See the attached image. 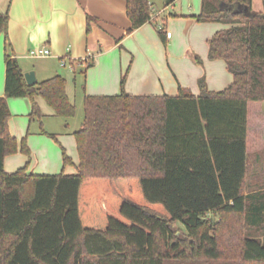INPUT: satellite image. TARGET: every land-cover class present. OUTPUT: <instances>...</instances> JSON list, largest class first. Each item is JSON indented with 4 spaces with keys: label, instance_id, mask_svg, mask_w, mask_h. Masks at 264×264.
Masks as SVG:
<instances>
[{
    "label": "trees",
    "instance_id": "16d2710c",
    "mask_svg": "<svg viewBox=\"0 0 264 264\" xmlns=\"http://www.w3.org/2000/svg\"><path fill=\"white\" fill-rule=\"evenodd\" d=\"M152 7L127 0L129 32L152 20ZM196 17L231 24L209 41V58L234 75L226 89L211 91L201 77L199 95L181 85L174 96L133 95L124 78L118 94L86 95L77 173L38 174L4 168L6 156L31 154L27 139L10 133L8 98L29 97L30 119L41 124L38 96L63 118L76 105L63 75L28 84L9 40V9L0 12V264H264V190L246 192L251 111L264 120V11L253 0H202ZM63 160L72 161L65 149Z\"/></svg>",
    "mask_w": 264,
    "mask_h": 264
},
{
    "label": "crops",
    "instance_id": "0c3cea01",
    "mask_svg": "<svg viewBox=\"0 0 264 264\" xmlns=\"http://www.w3.org/2000/svg\"><path fill=\"white\" fill-rule=\"evenodd\" d=\"M126 6L127 0H0V12L9 9L8 36L23 73L34 71L37 82L63 75L67 94L76 107L78 102L84 105L86 95L120 93L124 78L125 91L133 95L174 96L180 85L199 95L201 77L211 91H222L233 82L226 61L209 58L210 39L231 24L199 21L196 16L202 0H175L171 4L153 0L152 20L132 32L128 31L132 21ZM88 14L94 17L90 32ZM42 46L50 49V55H30L32 49ZM5 48L6 35L2 33L0 96L6 93ZM62 58L67 62L64 66ZM36 100L44 114L43 125H52V120L47 123L46 119L55 115L54 109L43 97ZM8 104L10 133L19 142L26 138L31 154L6 156V172L27 166L28 172L38 174L77 173L80 157L74 133L81 126L70 128L67 123L58 130L53 126L52 130L33 127L36 120L30 119L29 97H9ZM57 122L54 119L53 123ZM258 128L264 136V122ZM50 134L57 136L59 145ZM63 149L72 160L67 165ZM260 189L264 190V149L258 150Z\"/></svg>",
    "mask_w": 264,
    "mask_h": 264
},
{
    "label": "rangeland",
    "instance_id": "374dc122",
    "mask_svg": "<svg viewBox=\"0 0 264 264\" xmlns=\"http://www.w3.org/2000/svg\"><path fill=\"white\" fill-rule=\"evenodd\" d=\"M253 9L255 11H264L263 0H253ZM84 115H85L84 105L83 103L78 102L77 107H76V114L74 117L67 119L68 122H66L65 118L59 117L57 115H54V116L52 115V117H49L48 119H46L47 123H49L52 120V125L45 124L46 126H44L43 122L41 124L38 120L34 121L32 124H33V127L40 125L42 129H47V130H52V126L55 130L64 128L67 123L69 124L70 128H79L81 124L83 123ZM54 119H57L59 121V124L61 123L62 124L59 125L58 122L53 123ZM262 122H264V120ZM262 122L258 124V110L255 109L251 111L250 124H249V151L250 152L248 155V176H247V181H246V192L258 190V127ZM50 135H51L50 137L54 139L53 141L57 142L56 138H54L52 134ZM55 137L57 136L55 135ZM57 143L59 145V142ZM57 148H59V146H57ZM174 227L178 229L181 234L185 232V227L180 222L175 223ZM168 264H178V263L175 261H170Z\"/></svg>",
    "mask_w": 264,
    "mask_h": 264
},
{
    "label": "built area",
    "instance_id": "2783aa9c",
    "mask_svg": "<svg viewBox=\"0 0 264 264\" xmlns=\"http://www.w3.org/2000/svg\"><path fill=\"white\" fill-rule=\"evenodd\" d=\"M171 36V32L167 31V37ZM51 51L48 47L42 46L34 48L30 51V55L34 57H41V56H47L50 55ZM61 64L64 66L67 64L65 58H62Z\"/></svg>",
    "mask_w": 264,
    "mask_h": 264
},
{
    "label": "water",
    "instance_id": "95a60500",
    "mask_svg": "<svg viewBox=\"0 0 264 264\" xmlns=\"http://www.w3.org/2000/svg\"><path fill=\"white\" fill-rule=\"evenodd\" d=\"M24 76H25L28 84H36L37 83V78H36V74L34 71L26 72V73H24Z\"/></svg>",
    "mask_w": 264,
    "mask_h": 264
}]
</instances>
